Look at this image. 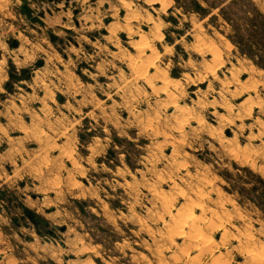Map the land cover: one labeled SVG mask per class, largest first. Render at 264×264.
Segmentation results:
<instances>
[{
	"label": "rangeland",
	"instance_id": "1",
	"mask_svg": "<svg viewBox=\"0 0 264 264\" xmlns=\"http://www.w3.org/2000/svg\"><path fill=\"white\" fill-rule=\"evenodd\" d=\"M0 70V264H264V0H0Z\"/></svg>",
	"mask_w": 264,
	"mask_h": 264
},
{
	"label": "bare ground",
	"instance_id": "2",
	"mask_svg": "<svg viewBox=\"0 0 264 264\" xmlns=\"http://www.w3.org/2000/svg\"><path fill=\"white\" fill-rule=\"evenodd\" d=\"M109 37H110V36H109ZM158 39H159V38H158ZM142 45H143V44H142ZM200 46H201V45H200ZM144 48H145V47H144ZM145 49H146V48H145ZM139 51H140V50H139ZM218 58H219V57H218ZM219 61H220V60H219ZM140 63H141V62H140ZM231 68H232V67H231ZM140 69H141V68H140ZM245 69H246V68H245ZM246 70H247V69H246ZM0 71H1V70H0ZM238 74H239V73H238ZM233 81H234V80H233ZM234 82H235V81H234ZM256 83H257V82H256ZM256 86H257V84H256ZM167 87H168V86H167ZM257 97H258V96H257ZM244 103H245V102H244ZM246 105H247V104H246ZM244 107H245V106H244ZM243 110H245V109H243ZM241 116H242V115H241ZM203 209H204V208H203ZM205 214H206V213H205ZM176 215H177V214H176ZM192 216H193V215H192ZM192 216H191V217H192ZM196 216H197V215L195 214L194 217H196ZM191 217H190V218H191ZM194 217H193V219H192L193 222H195ZM190 218H189V219H190ZM197 218H198V216L196 217V220H197ZM200 218H201V217H199V219H200ZM204 219H205V218H204ZM211 220H212V219H211ZM211 220H209L208 222H210ZM175 222H176V221H175ZM193 222H191V223H193ZM182 223H183V222H182ZM187 223H188V222H187ZM212 223H213V222H212ZM196 224H197V221H196ZM208 224H209V223H208ZM183 225H184V224H183ZM191 225H192V224H191ZM191 225H190V226H191ZM193 225L196 226L195 223H194ZM198 225H199V224H198ZM198 225H197V226H198ZM210 225H211V224H210ZM206 226H207V225H206ZM177 227H178V226H177ZM179 227H180V226H179ZM181 227H183V226L181 225ZM198 227H199V226H198ZM200 227H201V225H200ZM193 228H194V227H193ZM196 228H197V227H196ZM201 228H202V227H201ZM176 229H177V228H176ZM199 229H200V228H199ZM205 229H206V228H205ZM204 232H205V231H204ZM204 232H203V234H204ZM180 233H181V232H180ZM197 234L199 235L200 233L197 232ZM201 235H202V233H201ZM190 236H191V234H190ZM199 236H200V235H199ZM206 238H207V237H206ZM248 239H249V238H248ZM249 241H250V240H249ZM206 242H207V241H206ZM205 245H206V244H205ZM249 245H250V244H249ZM252 245H253V244H252ZM258 246H259V245H258ZM201 247H202V246H201ZM204 247H205V246H204ZM209 251H210V250H209ZM262 251H264V250H262ZM212 253H213V252H212ZM248 253H249V252H248ZM261 254H262V253H261ZM249 257H250V256H249ZM259 257H260V256H259ZM262 257H263V256H262ZM262 263H263V262H262ZM202 264H203V263H202Z\"/></svg>",
	"mask_w": 264,
	"mask_h": 264
}]
</instances>
